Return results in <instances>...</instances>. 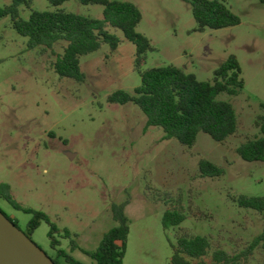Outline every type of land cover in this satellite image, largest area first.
<instances>
[{
  "label": "rangeland",
  "instance_id": "obj_1",
  "mask_svg": "<svg viewBox=\"0 0 264 264\" xmlns=\"http://www.w3.org/2000/svg\"><path fill=\"white\" fill-rule=\"evenodd\" d=\"M112 1L130 2L142 15L136 31L154 48L142 70L173 65L200 82H212L230 55L237 58L243 90L217 97L233 106L237 133L224 144L199 134L188 148L166 140L159 128H146V117L134 104H108L113 92L132 94L140 85L135 47L119 30L109 29L121 40L115 51L103 45L80 58L86 79L79 84L59 78L52 69L56 56L29 50L9 17L0 18V184L9 185L22 208L46 214L59 229L60 248L82 264H95L88 254L117 226L114 205H124L129 226L123 264H170L178 228L165 229L162 219L177 208L186 215L180 228L210 239L212 248L200 261L211 263L217 249L238 255L264 229V213L241 209L234 201L264 197V163L245 162L235 152L258 135L254 121L264 104V0H218L240 23L203 32L196 30L184 0ZM9 4L0 0V9ZM60 8L93 19L103 12L77 0ZM47 10H53L47 0H31L29 8H19V16L27 20L31 11ZM64 45L55 44L54 53L61 54ZM200 159L221 167L223 177L202 178ZM0 210L26 233L31 215L2 199ZM64 229L70 238H63ZM48 232L42 222L30 238L56 260ZM240 264H264V252L257 249Z\"/></svg>",
  "mask_w": 264,
  "mask_h": 264
},
{
  "label": "trees",
  "instance_id": "obj_2",
  "mask_svg": "<svg viewBox=\"0 0 264 264\" xmlns=\"http://www.w3.org/2000/svg\"><path fill=\"white\" fill-rule=\"evenodd\" d=\"M47 1L53 10L31 11L28 19L24 20L19 16V8H29L31 0H10L8 6L0 9V18L9 17L12 28L19 36L27 39L29 50L40 48L56 56L52 69L59 78L83 84L86 77L80 67V58L99 51L103 45L115 51L121 40L109 29H116L135 47L133 65L134 71L140 76V85L132 94L123 90L113 92L107 97L108 104H134L145 115L146 128H159L166 140H175L188 148L195 144L199 134L224 144L237 133L238 120L233 106L217 99L221 94L236 96L243 90L241 68L234 55H230L213 72L212 82H200L194 74L173 65L142 70L147 54L153 52L154 48L143 34L136 31L142 15L134 4L112 0H77L83 6L103 7L102 18L93 19L60 8L71 0ZM184 1L191 6L198 32L232 28L240 23L224 1ZM59 42L65 45L61 54H55L53 48ZM260 109L262 113L254 121L258 135L246 139L235 149L236 154L245 162L264 163V104L260 105ZM198 171L202 178L219 179L224 175L221 167L206 159L199 160ZM0 199L15 210L32 216L25 233L29 238L42 222L49 226L50 247L55 251L56 260L63 259L67 264H82L60 248L61 243L55 238L59 229L46 214L22 208L13 200L7 184H0ZM234 201L241 209L264 213V197L240 196ZM188 210H191L190 207ZM112 213L117 226L103 236L95 252L88 254L95 264H123L129 234L124 205L112 206ZM185 219L182 208L168 209L163 215L165 229L178 228L170 264H193L195 260L199 261L197 264H207L200 260L212 248L210 239L193 236L180 228ZM63 232V238H70L67 229ZM71 247L72 250L77 249L73 242ZM257 249L264 252V229L238 255L231 256L221 249L213 251L209 264H240ZM51 260L57 264L56 260Z\"/></svg>",
  "mask_w": 264,
  "mask_h": 264
},
{
  "label": "water",
  "instance_id": "obj_3",
  "mask_svg": "<svg viewBox=\"0 0 264 264\" xmlns=\"http://www.w3.org/2000/svg\"><path fill=\"white\" fill-rule=\"evenodd\" d=\"M0 264H54L0 211Z\"/></svg>",
  "mask_w": 264,
  "mask_h": 264
},
{
  "label": "crops",
  "instance_id": "obj_4",
  "mask_svg": "<svg viewBox=\"0 0 264 264\" xmlns=\"http://www.w3.org/2000/svg\"><path fill=\"white\" fill-rule=\"evenodd\" d=\"M262 1V0H261ZM263 3V2H262Z\"/></svg>",
  "mask_w": 264,
  "mask_h": 264
}]
</instances>
